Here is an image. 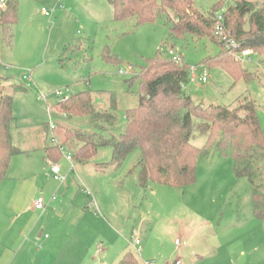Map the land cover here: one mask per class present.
<instances>
[{"label": "rangeland", "instance_id": "obj_1", "mask_svg": "<svg viewBox=\"0 0 264 264\" xmlns=\"http://www.w3.org/2000/svg\"><path fill=\"white\" fill-rule=\"evenodd\" d=\"M6 1L17 2L19 11L11 44L0 36V75L24 89L14 96L18 127L13 128V139L21 148L38 141L40 135L44 140L56 134L61 137V128L49 129L51 135L45 133L44 125L51 122L94 132L89 118L69 121L49 113L48 107L85 91L117 95V124L105 136L119 138L127 128L126 111L138 105L140 95L139 82L132 79L134 76L120 75L121 67H132L137 74L145 60L159 52L171 60L170 49L189 67L218 53L210 40L174 31L172 22L139 25L134 18L117 20L112 0ZM216 1L193 0L194 7L203 13ZM241 65L252 75L250 79L209 68L208 82L190 84L189 93L205 106L236 107L246 100L252 102L264 133V55L255 53L252 61ZM30 74L35 82L32 86L23 80ZM58 91L63 95L58 97ZM95 95L96 103L107 110L108 96ZM194 143L201 147L205 138L199 136ZM67 148L73 151L77 144ZM67 151L59 165L68 164ZM112 155L111 147H102L89 163L74 161L76 170L71 169V174L84 181V189L94 198L90 200L91 211L98 219L94 220L96 229L83 236L88 243L80 247L70 264H92V258L99 264H121L126 253L133 254L139 264H175L177 260L182 264H264V224L254 215L252 185L245 178L237 179L230 153L223 156L214 150L201 159L197 180L188 187L151 185L146 190L138 185L135 170L139 153H131L120 167L110 164ZM22 158L19 164L33 167L37 154ZM254 164L256 184L264 193V159ZM31 170L21 173L16 182H26ZM37 192L42 198L41 188ZM14 217L9 210L0 213L1 244L7 224L16 221ZM136 240L142 243L141 255L134 246ZM177 240L182 242L181 248L176 246ZM72 247L75 249V244ZM40 260L32 249L6 264H42Z\"/></svg>", "mask_w": 264, "mask_h": 264}, {"label": "trees", "instance_id": "obj_2", "mask_svg": "<svg viewBox=\"0 0 264 264\" xmlns=\"http://www.w3.org/2000/svg\"><path fill=\"white\" fill-rule=\"evenodd\" d=\"M111 3L117 20L134 18L139 25L172 22L174 31L192 39L210 40L218 53L201 64L210 69H223L234 78L252 77L242 68L236 54L251 49L264 55V2L217 0L208 13L195 8L193 0H162L160 3L158 0H112ZM18 11L15 1H8L6 9L0 10V36L9 44ZM218 26L223 29L222 37L216 35ZM228 40L234 41L237 47L228 48ZM189 69L184 62L177 64L163 58L160 52L146 59L132 78L140 85L138 105L126 111L127 128L119 138L105 136L117 124L119 101L114 92L85 91L56 103L52 107L56 115L69 121L89 118L95 131L56 125L63 133L61 137L57 134L50 137L47 159L57 163L68 150L74 161L87 164L100 148L111 147L110 164L120 167L137 151L138 185L146 190L151 185L188 187L197 180L201 159L208 158L214 150L223 156L230 153L237 179L245 178L252 185L254 215L264 224V193L256 184L254 164L264 159V133L256 108L247 100L236 107L197 103L189 90L182 88L188 81ZM8 81L0 75V184L7 179L11 160L24 153L13 139V128L18 127L14 96L24 89H11ZM95 94L108 96L107 110L96 103ZM199 136L205 138L201 147L194 143ZM70 144H77V148L69 151ZM121 264L139 262L133 254L126 253Z\"/></svg>", "mask_w": 264, "mask_h": 264}, {"label": "crops", "instance_id": "obj_3", "mask_svg": "<svg viewBox=\"0 0 264 264\" xmlns=\"http://www.w3.org/2000/svg\"><path fill=\"white\" fill-rule=\"evenodd\" d=\"M30 76L32 80L28 85L32 86L35 82L32 74ZM7 86L11 89L15 87L10 81ZM46 101L48 103L47 99ZM52 107H48L49 113L53 112ZM44 126L45 133L51 135L50 124ZM49 146L50 140H44L41 135L38 141L28 147L18 146L24 153L11 160L7 179L0 184V213L9 210L16 216L14 219L19 221L13 220L7 224L8 231L1 240L3 245L0 243V264L14 261L32 249H36L42 264H70L72 258L80 253V247L88 243L83 236L96 229L94 220L97 215L92 213L90 203L94 198H91L92 195L86 187L84 189V181H79L71 174L76 166L72 169L69 162L67 163L70 165L61 164L63 180H56L48 166ZM31 154H37L33 167L27 163L19 164L24 159L22 157H31ZM31 168V177L26 179L28 183H17L22 178L20 174L29 173ZM39 188L42 190L40 193L45 205L42 211L35 209V203L41 198L37 192ZM23 242L26 243L25 247ZM91 261L92 264H99L95 258Z\"/></svg>", "mask_w": 264, "mask_h": 264}, {"label": "built area", "instance_id": "obj_4", "mask_svg": "<svg viewBox=\"0 0 264 264\" xmlns=\"http://www.w3.org/2000/svg\"><path fill=\"white\" fill-rule=\"evenodd\" d=\"M229 2L230 0H226ZM7 7V1L6 0H0V10L3 11ZM44 12H46L45 9H43ZM219 20H222L221 16H219ZM216 35L219 37L223 36V29L221 26L217 27L216 30ZM227 47L228 48H236L237 44L232 41L228 40L227 42ZM169 56L172 58V60L177 63L181 64L183 62V59L181 56H176V53L174 52L173 49H170L168 51ZM254 51L251 49H244L242 50L239 54H236V59H238L240 62L243 61H252V57L254 55ZM120 75L122 76H134L136 75L132 67H121L119 70ZM23 80L26 81L28 84L31 82V76L30 75H24ZM209 80V68L206 65L200 64L198 66H193L190 67L189 69V75H188V81L186 83L182 84V88L185 90H189L190 84H196V83H207ZM30 85V84H29ZM56 95L58 97L63 95L62 91L56 92ZM42 98L45 99L46 97L42 95ZM56 125L52 122L50 123V129L51 131H54L56 129ZM66 160L71 164V168L74 169V159L72 154L66 153ZM48 166L51 169V172L53 174V177L56 180L62 181L63 177L61 175V167L59 164L49 161ZM55 198H53L54 200ZM35 209L38 211H42L45 209L44 205V199L40 198L36 203H35ZM140 240L134 241V246L138 250V254L141 255V250L139 249L140 245ZM183 244L180 240L176 241V246L181 247ZM175 264H181L180 260H177Z\"/></svg>", "mask_w": 264, "mask_h": 264}]
</instances>
